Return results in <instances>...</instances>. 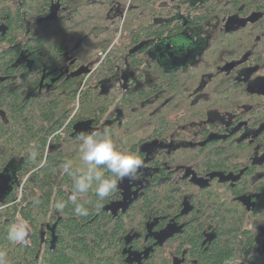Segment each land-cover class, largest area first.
<instances>
[{"label": "trees", "instance_id": "obj_1", "mask_svg": "<svg viewBox=\"0 0 264 264\" xmlns=\"http://www.w3.org/2000/svg\"><path fill=\"white\" fill-rule=\"evenodd\" d=\"M49 2L21 0V7L17 5L14 11L7 6L0 11V23L4 22L8 28L4 37L0 36V42L12 46L3 47L0 52V73L8 79L0 86V108L7 116L5 124L0 121V173L13 160L18 164L16 183L0 202V252L5 253L7 264H232L235 254L243 257L247 264H264V240L259 233V225L264 219V199L255 202L253 211L247 210L254 203L247 205L245 202L252 200V196H241L242 188L249 181L245 177L232 191L229 189L231 194L227 197L204 187L193 201L194 209L189 211L190 205L183 213L176 194L164 193L156 179L150 180L145 191L115 212L112 208L123 199L122 182L120 190L103 201L93 189L77 194V202L84 204L89 214L79 216L74 213V205L70 201L74 194V181L62 165L79 152L82 143L79 134L88 132L81 127L89 125L87 127L92 131L107 130L118 148L137 155L143 161V167L147 159L139 145L153 137H162L168 130H163L162 121L158 122L159 112L149 114L139 109L137 116L142 119L137 116L129 119V105L138 104L145 95H135L130 102L128 97L123 99L120 107L127 120L125 118L122 127L102 125L95 128L107 113L109 101L98 96L95 90L86 89L78 93L71 81L59 79L57 69L65 51L61 42L64 30L83 46L93 36V25L98 26L105 20L106 8L87 2L76 5L77 9L69 11L68 16L64 15V19L55 24L37 25L35 16H44ZM212 3L196 10L193 25H201L212 16L226 12L225 5ZM240 5L241 2L235 0L228 7L237 11ZM258 6L264 10V3ZM166 23L133 30L130 32L132 43L148 41L151 46L155 38L165 34ZM46 27L52 28L51 41L45 36L48 32ZM176 29L182 28L177 25L174 31L178 32ZM115 31L114 27L110 32L106 30V36L113 39ZM121 41L117 48L124 53L127 46ZM209 43L212 48L207 52L211 56L222 48L235 54L238 47H251L252 53L257 47H264V43L257 44L253 40L252 34H242L240 30L227 36L217 33ZM147 49L143 47L130 57L131 67L143 65ZM19 54L23 63L15 67ZM85 56L88 58L89 54L85 53ZM203 59L202 63L214 61L213 58L208 61L205 55ZM31 62L32 67L28 70ZM45 63L51 72L48 76L55 75V81L49 88L43 86L40 89V69ZM148 70L154 81V85L147 89L150 95L158 90L166 72L154 61ZM171 76L165 75V80L171 82ZM78 96L80 109L72 117ZM232 100L228 99L229 105H232ZM119 114L122 115V110ZM146 122L157 127L148 137L139 143L120 145L126 136L135 132L136 125L142 126ZM33 150L38 153L35 160L29 156ZM162 170L165 169L160 168L161 173ZM21 184L23 186L19 190ZM256 187L264 192V183ZM60 201L66 203L63 210L55 207ZM167 215L175 222L170 220L166 224L167 218L163 217ZM18 222H23L28 228L29 234L24 242L8 239L9 228ZM246 223L252 226L249 228ZM54 226L53 240L49 230ZM167 230L171 231L164 235ZM166 245L170 246L168 250L172 257L167 256Z\"/></svg>", "mask_w": 264, "mask_h": 264}, {"label": "flooded vegetation", "instance_id": "obj_2", "mask_svg": "<svg viewBox=\"0 0 264 264\" xmlns=\"http://www.w3.org/2000/svg\"><path fill=\"white\" fill-rule=\"evenodd\" d=\"M140 1L142 0H50L45 15L35 16L37 25L47 26L64 19V15L68 16L77 9L76 5L88 2L105 7V20L98 26L93 25V36L83 46L68 36L67 30H64L65 35L62 36L61 42L65 51L61 56V65L57 69L59 79L71 81L73 86L77 87L78 93L86 89L95 90L98 91V96L109 101L107 113L100 121H96L95 128H101L102 125H108L110 128L122 127L125 118L127 120V117H123V108L120 107L123 99L128 97L130 102L135 95L140 97L145 95L138 104L129 105L131 115L129 119L136 117L139 109L149 114L159 112L158 122L162 121L163 130H168L162 137H153L139 145L140 150L145 153L144 158L147 162L139 169L138 179L129 181L125 178L122 181L124 193L123 199L119 202L125 203L136 197L145 191L144 188H147L150 180L156 179L164 193L176 194L180 211L183 213L190 205L189 211L194 209L193 201L200 196L204 187L227 197L231 194L230 190L232 191L245 177L249 181L242 188L241 196L253 197L252 200H245L247 205L254 203L247 208L248 211H253L255 202L264 199V192H260L256 187L264 183V47H257L253 53L250 52L251 47H238L239 51L235 54L225 52L226 50L222 48L217 53L213 52L212 56L207 51L212 48L209 42L214 35L221 32L227 36L240 30L242 34L245 32L252 34L257 44L264 43L262 28L264 10L258 6L264 3V0H236L241 2L237 11L228 7L235 0H173V7L166 5L159 8L155 7L158 0H145L144 5H139ZM211 1L212 5H225L226 12L212 16L201 25H193L196 10ZM150 3L153 7L151 12L146 14L143 10ZM17 5L21 7V0H0V11H4L6 6L14 11ZM124 10L125 17L122 18ZM182 12L184 15H191L184 18ZM155 14L157 16L153 17ZM49 15H52V20L45 21ZM144 17H152L149 24L142 23L131 28L136 18ZM157 23H166L168 27L162 37L153 40L151 46L148 45V41L132 43L130 32ZM177 25L182 29H176L178 32H175L174 28ZM113 27L116 31L113 39H110L111 36H106L105 32L106 30L110 32ZM207 28L214 33L211 38L208 37ZM45 29L48 31L45 36L51 41L52 28ZM7 30L5 23L1 22V38ZM177 36L195 37L194 40L201 42L200 44L205 42L194 64L165 69L148 58L147 53L152 47L156 45L169 47L171 38ZM120 41L127 46L124 47V53L117 48ZM17 44L20 45L19 42ZM3 47L12 46L1 41L0 52ZM143 47L148 48L143 65L131 67L128 60ZM85 53L89 54L88 58ZM174 53L177 54V51ZM191 55L189 53L184 60H191L192 57L189 58ZM204 55L208 57V61L213 59L214 61L202 63ZM19 56L15 67H20L23 63ZM211 58L213 59L209 60ZM153 61L163 67L166 73L162 75L163 80L158 90L149 95L147 89L154 85V81L152 82L153 76L150 75L148 67ZM173 62L174 60L168 65H172ZM31 67L32 62L28 70ZM49 73L51 72L48 71L47 64H42L40 89L43 86L49 88L54 83L55 75L48 76ZM165 75H172L171 82L165 80ZM46 78L49 81L46 82ZM6 80L7 77L0 73V86ZM229 98L233 99L232 105L228 104ZM79 109L80 96L76 99L72 117ZM121 110L122 115L119 114ZM137 118L142 119L139 116ZM6 119V112L0 108V121L5 124ZM87 126L81 127V130L92 131V128ZM156 128L150 122L142 126L136 125L135 132L126 136L120 145L139 143ZM144 131L146 135L142 138L127 142L131 140V136ZM160 168L165 170L161 173ZM165 218L166 224L170 220L175 222L171 216L163 217ZM246 225L249 228L252 226L247 223ZM170 231H164L163 234ZM49 232L52 233L51 230ZM259 233L264 240V219L259 225Z\"/></svg>", "mask_w": 264, "mask_h": 264}, {"label": "clouds", "instance_id": "obj_3", "mask_svg": "<svg viewBox=\"0 0 264 264\" xmlns=\"http://www.w3.org/2000/svg\"><path fill=\"white\" fill-rule=\"evenodd\" d=\"M82 143L79 147V159L82 167L73 169V161L66 160L62 167L65 173L73 177V195L70 197L74 205V213L87 216L88 209L77 202V194L87 193L94 189L100 201L119 191V184L127 178L134 181L139 177V169L143 161L130 151L118 148L107 130H93L79 134ZM38 153L33 150L29 153L35 160ZM107 173V174H106ZM66 203L57 202L55 207L63 210ZM28 235L26 224L13 225L9 228L8 239L13 242H24ZM0 264H7L5 253L0 252Z\"/></svg>", "mask_w": 264, "mask_h": 264}, {"label": "rangeland", "instance_id": "obj_4", "mask_svg": "<svg viewBox=\"0 0 264 264\" xmlns=\"http://www.w3.org/2000/svg\"><path fill=\"white\" fill-rule=\"evenodd\" d=\"M160 2L157 3V5L155 4V7H160V6H166V5H169L168 7H173L174 6V3L172 2L173 0H158ZM146 3L145 0H142L140 1L138 4H142L144 5ZM152 3H150L149 5H147L145 8H144V12L146 14H149L151 12V8H152ZM180 13H178L179 15ZM184 18H189L191 14L189 15H184V13L182 12V14ZM157 16V14H155L153 17ZM125 17V10L123 11L122 13V18ZM121 18V19H122ZM152 17H144V19H139V18H136L133 22V24L131 25V28H135L137 27L138 25H141L142 23L143 24H149L150 23V19ZM207 34H208V37L211 38L214 33L212 34L211 32V29L210 28H207ZM122 34H124L122 32ZM206 33H204V36ZM123 37V36H122ZM215 37V35H214ZM213 37V38H214ZM194 38L192 37H181V36H177L175 38H171V40L169 41V44L170 46H162V45H156L154 47H152L148 53H147V56L149 59H152L154 61H156L158 64H160L161 66H163L165 69H171V68H175L177 66H181V67H184L185 65L187 64H194L195 61H196V58L200 55V52L202 50V47L204 46V43L203 42L202 44H200L201 42H198L196 40H194ZM174 51H177V54L174 53ZM191 53L192 55L189 56V58L192 57L191 60L187 61V60H184L186 59L187 55ZM172 56H174L172 58ZM173 64L172 65H168L171 61H173ZM91 85V84H90ZM144 135H146V131L144 132H139L138 134L134 135V136H131V140L127 141L128 143L132 142V141H136L138 140L139 138H142ZM68 160H72L73 161V168H79V167H82V163L79 159V152L77 154H75L74 157L68 159ZM26 178L23 179V182L25 181ZM23 186V184H21L20 186V189L21 190V187ZM94 190V189H93ZM21 224H24L23 222H18L16 224V226H20ZM27 231H28V228H27ZM29 234V233H28ZM28 236V235H27ZM27 239V237H26ZM25 239V240H26ZM169 245H166L165 246V249L166 250V254L167 256L169 257L171 255L170 251L168 250L169 249ZM172 257V255H171ZM232 264H247L246 260L235 254V257H234V262Z\"/></svg>", "mask_w": 264, "mask_h": 264}, {"label": "water", "instance_id": "obj_5", "mask_svg": "<svg viewBox=\"0 0 264 264\" xmlns=\"http://www.w3.org/2000/svg\"><path fill=\"white\" fill-rule=\"evenodd\" d=\"M44 20L45 21L52 20V15L47 16ZM17 170H18V164L16 163V161L13 160L0 173V202H2L5 199V197L12 190V186L16 183L15 174ZM125 206H126V202L118 203V205L112 208V211L115 212L117 209H120ZM54 228L55 226L51 229L53 240H54ZM166 234L168 233H164V235Z\"/></svg>", "mask_w": 264, "mask_h": 264}]
</instances>
